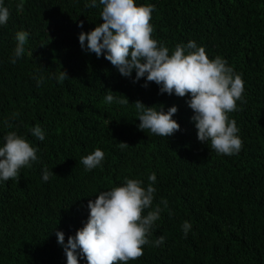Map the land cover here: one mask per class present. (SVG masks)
Wrapping results in <instances>:
<instances>
[{
    "label": "trees",
    "instance_id": "trees-1",
    "mask_svg": "<svg viewBox=\"0 0 264 264\" xmlns=\"http://www.w3.org/2000/svg\"><path fill=\"white\" fill-rule=\"evenodd\" d=\"M3 3L10 17L0 25V146L16 132L38 149V160L17 179L0 180V264H67L55 233L62 231L67 243L86 223L89 199L125 178L140 179L146 188L152 173V208L162 211L148 239L163 235L165 242L145 245L129 264H264V0H136L155 6L153 38L170 53L178 43L195 41L210 59L222 57L241 75L243 102L229 119L243 144L231 156L197 139L190 96L159 94L155 83L144 88L146 78L133 83L135 71L125 78L103 56L81 49L79 34L103 23L99 0L96 7L85 6L91 0ZM21 30L29 37L13 64ZM62 70L69 79L60 82L53 73ZM109 89L129 105L106 103ZM136 101L163 105L165 112L176 106L180 130L167 138L139 130ZM36 124L43 141L31 134ZM120 142L129 147L121 149ZM97 148L104 159L88 171L80 160ZM45 166L54 173L47 182ZM185 221L192 225L187 236Z\"/></svg>",
    "mask_w": 264,
    "mask_h": 264
},
{
    "label": "clouds",
    "instance_id": "clouds-1",
    "mask_svg": "<svg viewBox=\"0 0 264 264\" xmlns=\"http://www.w3.org/2000/svg\"><path fill=\"white\" fill-rule=\"evenodd\" d=\"M102 6L100 20L103 23L85 33L79 34L82 50L101 56L116 67L121 76L130 78L135 71L133 83L142 78L146 82L159 86V94L187 100L188 107L194 115L191 121L197 129V139L209 144L217 154L235 155L242 148L239 129L229 113L237 111V101L243 102L244 81L240 74L234 72L228 62L220 56L210 59L203 47L195 41L187 44L178 43L171 51L163 43L153 38L154 28L151 24L154 5H137L136 0H99ZM86 7H96L97 0H91ZM24 4L17 5L21 11ZM10 17L8 7L0 0V25L6 24ZM83 28V22L78 25ZM29 37L27 31L15 34L16 47L11 63L15 64L25 51ZM86 43V47H85ZM55 79L63 82L69 79L65 70ZM43 77L37 81L41 83ZM110 89L106 92L105 102L129 105V100L122 94L117 96ZM134 105L141 131L148 130L160 137H170L180 130V125L173 119L178 108L172 106L165 112L164 106H145L141 101ZM18 115L13 113V117ZM32 136L40 141L45 139V132L39 124L31 129ZM0 146V180L8 181L18 178L20 169L31 167L38 160V149L16 132H9L3 137ZM121 149L129 147L124 142L118 143ZM104 152L97 148L91 154L81 158L80 163L91 171L101 165ZM54 175L45 166L42 179L47 182ZM149 185L142 186L140 179L125 178L122 186L100 191L94 200L89 199L87 208L89 216L83 227L74 236L67 238L62 231H57L58 244L63 248L67 264H79V258L86 259L87 264H129L143 255V247L152 244L159 247L164 244L163 235L150 241L151 229L160 219L161 207L152 208L156 189V174L152 173ZM161 203L167 207V201ZM151 209L145 215V210ZM192 225L185 221L182 230L187 236Z\"/></svg>",
    "mask_w": 264,
    "mask_h": 264
}]
</instances>
